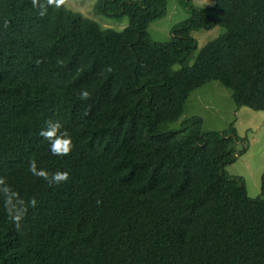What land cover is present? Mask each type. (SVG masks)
Here are the masks:
<instances>
[{
  "label": "trees",
  "instance_id": "obj_1",
  "mask_svg": "<svg viewBox=\"0 0 264 264\" xmlns=\"http://www.w3.org/2000/svg\"><path fill=\"white\" fill-rule=\"evenodd\" d=\"M214 1L162 44L149 28L167 0H98V15L129 19L120 32L65 3L38 0L40 16L32 0H0V178L37 201L19 230L0 201V264H264V200L225 171L235 130L200 117L170 128L211 82L264 112V0ZM217 26L192 64L193 33ZM49 120L71 137L66 157L40 135ZM30 161L69 179L49 185Z\"/></svg>",
  "mask_w": 264,
  "mask_h": 264
},
{
  "label": "rangeland",
  "instance_id": "obj_2",
  "mask_svg": "<svg viewBox=\"0 0 264 264\" xmlns=\"http://www.w3.org/2000/svg\"><path fill=\"white\" fill-rule=\"evenodd\" d=\"M98 0H63V3L74 12L97 21L103 28L123 31L129 26V19L122 21L108 19L95 11ZM139 1V0H134ZM183 2L186 4L183 5ZM214 0H167V15L150 25L151 38L162 44L171 42L175 27L192 17L193 8L213 9ZM226 31L217 26L211 30H200L193 33L198 49L193 57L194 64L200 51L210 42L219 38ZM194 117L204 121V131L228 132L235 130L240 138L236 145L237 160L226 166V173L241 178L246 186L248 196L264 200L262 179L264 175V112L249 108L239 109L233 99L232 91L219 82H211L195 91L188 102V109L183 118L170 126L171 130H180L183 122Z\"/></svg>",
  "mask_w": 264,
  "mask_h": 264
},
{
  "label": "clouds",
  "instance_id": "obj_3",
  "mask_svg": "<svg viewBox=\"0 0 264 264\" xmlns=\"http://www.w3.org/2000/svg\"><path fill=\"white\" fill-rule=\"evenodd\" d=\"M63 3V0H47L48 6H55L57 8ZM33 8L39 9V15L44 16L47 12V7L44 3H39L38 0H32ZM4 27H7V21H4ZM111 69H109L110 71ZM81 99H87L89 92L87 90H81L79 92ZM61 123L53 120L47 122L46 129L40 132V135L48 141L51 154L58 157L68 156L73 148L72 140L66 131H62ZM28 172L33 176L42 178L49 185H59L66 183L69 179V173L67 171H56L49 173L42 168H37L35 161H30L28 165ZM0 201H2L4 212L8 219L12 222L17 230L22 227L28 209L35 208L37 201L33 198L27 202L20 197V195L13 190V188L5 182L3 178H0ZM99 203V201H97Z\"/></svg>",
  "mask_w": 264,
  "mask_h": 264
}]
</instances>
